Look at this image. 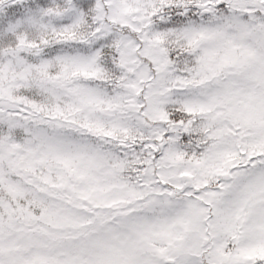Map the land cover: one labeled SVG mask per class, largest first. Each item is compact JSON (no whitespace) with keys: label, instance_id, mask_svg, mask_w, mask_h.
I'll list each match as a JSON object with an SVG mask.
<instances>
[{"label":"snow or ice","instance_id":"snow-or-ice-1","mask_svg":"<svg viewBox=\"0 0 264 264\" xmlns=\"http://www.w3.org/2000/svg\"><path fill=\"white\" fill-rule=\"evenodd\" d=\"M0 264H264V0H0Z\"/></svg>","mask_w":264,"mask_h":264}]
</instances>
